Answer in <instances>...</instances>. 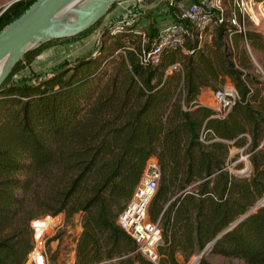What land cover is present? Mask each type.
<instances>
[{"label":"trees","instance_id":"trees-1","mask_svg":"<svg viewBox=\"0 0 264 264\" xmlns=\"http://www.w3.org/2000/svg\"><path fill=\"white\" fill-rule=\"evenodd\" d=\"M34 1L12 4L0 31ZM132 33L105 36L96 55L38 82L0 87V264H24L30 222L60 214L81 217L74 264H151L117 225L151 159L160 170L148 206L159 264H187L218 236L209 255L264 264V82L248 72L243 37L231 29V48L219 28L202 48L187 39L151 65L142 52L155 21L144 45ZM246 41L264 50L263 34ZM226 79L239 99L219 118L198 97ZM233 148L247 154L249 176L227 168Z\"/></svg>","mask_w":264,"mask_h":264},{"label":"built area","instance_id":"built-area-1","mask_svg":"<svg viewBox=\"0 0 264 264\" xmlns=\"http://www.w3.org/2000/svg\"><path fill=\"white\" fill-rule=\"evenodd\" d=\"M26 1V0H19ZM141 3L142 0H136ZM9 4L0 12V16L14 3ZM164 5L170 12L171 23L158 29V34L147 49L142 52V61L157 65L165 51L180 48L189 39L202 48L210 43L219 28L226 30L231 38V29L243 37L248 48L246 34L249 25L256 32L264 26V0H155ZM142 18L141 10L131 13L126 20L118 23L117 27L135 26ZM184 22L187 23L184 24ZM145 36V33L142 34ZM176 64L174 68H178ZM238 93L231 84H224L212 94L213 109L217 117H224L235 102ZM160 179L157 162L151 159L147 162L143 179L137 186L130 202L117 220V225L134 242L136 249L133 253L140 254L151 264H159L158 245L161 233L156 223L149 220L148 206L155 195ZM57 221V223H55ZM57 225V226H56ZM58 217L44 216L32 220L29 228L32 233V247L24 264H48L47 244L54 228H58ZM192 262L191 264H194Z\"/></svg>","mask_w":264,"mask_h":264},{"label":"rangeland","instance_id":"rangeland-1","mask_svg":"<svg viewBox=\"0 0 264 264\" xmlns=\"http://www.w3.org/2000/svg\"><path fill=\"white\" fill-rule=\"evenodd\" d=\"M14 1L19 0H0V12ZM149 17L152 18V15H150L149 12H146L145 15H143V18ZM105 20L106 17H103L100 21L92 25L90 28L80 33L81 35L66 37L62 39H51L42 43L37 48L26 52L20 57L15 66L12 68L11 72L6 78V80L8 79L7 83H35L41 79L46 78L48 75L58 69L70 66L78 60L96 55L97 49L99 48L105 36V38H107L109 36L118 34L122 30L119 29V27H116V29H106L104 24ZM126 27L127 26H125L124 28ZM144 31L145 30H143V33ZM249 31L256 32L257 29H255L252 25H249ZM259 31V33L264 35V26L260 28ZM132 36L133 38H136V40H138L140 45H144L148 39L146 36H142L140 32L137 33L135 30L134 34L132 33ZM91 37L93 39L92 42L90 40ZM222 41L227 42V44H229V46H231L232 48L231 38H228L226 36L225 41L223 39ZM71 43H73L72 46L66 47ZM84 44L90 47L89 49L91 52L77 56V58L73 62L70 61L67 56L82 52L83 49H81L80 47ZM206 44L209 43L207 42ZM73 46H75L76 48L73 49ZM245 48L247 50L249 63L251 64L250 69L248 70L249 74H251V76L255 80L264 82V50L253 49L250 45L248 46V48L245 46ZM225 84H231L233 86L229 79H226ZM213 92L215 91L210 89L202 90L199 97L201 96V101L204 104L203 106L209 108L214 107V103L212 100ZM238 165L242 166V168L239 170H235V167ZM227 168L231 173L235 175L243 177L249 176L251 167L247 159V154H245L242 149H231ZM260 204H264V198L258 203V205ZM56 217H58L61 225H58V228H54L52 232H50L51 237L49 240L54 237L56 239L53 242H49L48 240V264H74L75 244L78 236V228L81 217L80 215H76L69 221L65 220L63 214H60ZM55 223H57V221ZM198 257L199 255L193 256L187 264H191L195 261L197 262L199 260ZM203 257L206 258V260L211 264H245L239 259L222 258L220 256L209 255V252Z\"/></svg>","mask_w":264,"mask_h":264},{"label":"water","instance_id":"water-1","mask_svg":"<svg viewBox=\"0 0 264 264\" xmlns=\"http://www.w3.org/2000/svg\"><path fill=\"white\" fill-rule=\"evenodd\" d=\"M71 1L74 0H35L19 17L0 31V59L7 56L6 64L0 73V87L20 57L29 51L26 47L31 41L41 45L51 39L79 35L100 21L115 3L124 9L130 6L139 9L144 7V3H138L136 0H92L76 9L75 25L72 26L55 19L63 5ZM58 25L62 26L60 30H57ZM218 238L219 236L201 252L198 259L208 254Z\"/></svg>","mask_w":264,"mask_h":264},{"label":"crops","instance_id":"crops-1","mask_svg":"<svg viewBox=\"0 0 264 264\" xmlns=\"http://www.w3.org/2000/svg\"><path fill=\"white\" fill-rule=\"evenodd\" d=\"M141 2L144 3V7L141 9L136 8L134 6H130L127 9H124L118 3L111 5L110 8L108 9L106 15L104 16V18L106 17V20L104 22L105 28L106 29H111V28L116 29L119 22L126 20L127 17L131 13L137 12L138 10H141L142 18L138 21L137 25L134 26V30L137 33L140 32L141 34H143V30H146L152 21L156 22L155 27H157L158 29L169 24V23H171L172 18H171L170 12L166 9V7L164 5H160V4L156 3L155 0H152V1L142 0ZM146 12H149L150 15H152V18L151 17L143 18V15H145ZM90 40L92 42V40H93L92 37ZM73 43L68 44L66 47L72 46ZM75 45H77V44H75ZM73 47H74L73 49L76 48L75 46H73ZM80 48L83 49L82 52L75 54V55L73 54L71 56H67L70 61L73 62L77 58V56L91 52L89 49L90 47L87 46L86 44L82 45ZM198 102H199V104L204 105L201 101V96L198 97ZM80 232H81V228L79 226L78 236H79Z\"/></svg>","mask_w":264,"mask_h":264},{"label":"bare ground","instance_id":"bare-ground-1","mask_svg":"<svg viewBox=\"0 0 264 264\" xmlns=\"http://www.w3.org/2000/svg\"><path fill=\"white\" fill-rule=\"evenodd\" d=\"M92 0H74L70 3H67L63 5L62 9L59 11V13L55 16V19L59 22H62L63 24H68L74 26V22L76 19V9L81 6L83 3H90ZM62 28L61 25L57 26V30H60ZM39 45L37 42L31 41L28 43L26 50H33L37 48ZM7 56L0 59V73L3 70L5 64H6Z\"/></svg>","mask_w":264,"mask_h":264}]
</instances>
